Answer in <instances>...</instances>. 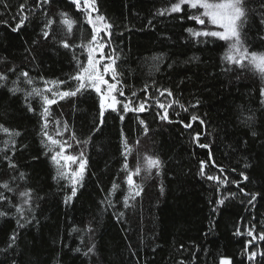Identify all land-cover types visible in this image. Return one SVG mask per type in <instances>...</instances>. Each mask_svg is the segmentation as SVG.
<instances>
[{
	"label": "trees",
	"instance_id": "obj_1",
	"mask_svg": "<svg viewBox=\"0 0 264 264\" xmlns=\"http://www.w3.org/2000/svg\"><path fill=\"white\" fill-rule=\"evenodd\" d=\"M169 0H97L100 12L114 23L112 46L118 50L120 59L117 61L119 71L123 74L128 95L137 91L138 98L144 99L139 90L145 83L155 81L159 86L170 87L181 97V102L188 104L195 99L201 101L197 109L188 112L178 108L170 109L172 120L182 119L189 122L193 111L206 113L207 138L201 137L202 143L212 142L213 158L226 168L242 167L246 152L232 150L236 141L243 137L248 139L247 130L240 119L251 112L256 114L258 131L264 132V108H261L259 90L264 88V72L255 66L245 70L234 68L232 72H224L222 56L227 43L212 40L209 43L185 42V28L200 29L202 26L185 18L181 22L178 15L172 17H156V10L166 7ZM10 10L3 15L12 27L15 23L11 16L23 0H8ZM255 7V4L252 5ZM67 12L68 18L75 21L72 33L64 37L70 43L79 45L87 43L91 36V26L86 22V14L78 11L71 0H53L49 10L50 15ZM188 15L194 10L186 9ZM4 12L0 8V13ZM43 15L31 19L28 26L19 33L12 32L9 27L0 24V72H6L13 65L18 70H29L36 87H43L40 76L48 80L66 79L77 71L72 60V53L58 48L52 40L41 41L39 47L32 45L38 37L39 26ZM152 20L153 27L148 26ZM212 27V26H209ZM54 28L58 36H63L64 26L57 23ZM258 22L248 32L250 51L264 53V41L259 36ZM32 47V60L26 49ZM107 51V50H106ZM161 53L162 60L155 59ZM77 56L86 61V54L79 49ZM200 59L185 64L190 57ZM3 58H6V63ZM173 64L172 68L168 65ZM18 74V73H17ZM9 78L7 88L13 87ZM106 79L110 77L106 76ZM184 81L180 83V81ZM75 87V82H70ZM177 85L179 87L177 88ZM22 89L30 90L32 86L19 82ZM63 88L64 86H60ZM7 88L0 87V123L10 129H18L23 135L17 138V144L26 145V149L17 151L16 160L20 170L28 175V180L18 181V191L32 187L44 197L39 201L35 215L40 221V227H30L22 234L17 250L22 251L19 264H178L182 259L187 264H219L223 258H231V264H247L241 255L245 243L250 239L244 235H234L235 227L244 217L241 231L245 225L253 221L257 231H264V200L258 199L256 207L250 215L240 204L239 199L227 202L216 217L215 228L205 236L210 223V199H215L212 182L197 175L199 161L207 160V150L200 149L191 142L193 129L205 131L198 122L193 129H185L179 123H167L157 118L156 107L143 113L129 112L123 122L117 112L106 111L104 123L99 130V94L89 89L76 97L59 101L52 106V113L61 120H67L76 132V138L87 144L75 145L66 154L76 155L83 151L87 158V169L83 187L79 189L78 197L70 207L61 201L67 181L53 180L57 166L40 144V120L38 114L27 111L23 93L12 96ZM154 93V90H150ZM124 99L123 97H117ZM163 99V98H161ZM37 113L41 101L38 97L31 101ZM179 111V117L175 116ZM138 119L144 120L149 128L145 135L143 126ZM127 138L133 152L128 156L129 167L134 169L137 162L143 166L145 155H158L165 163L160 175L155 169L148 176L142 170L140 176L134 177L142 185L143 191L139 197L130 201L129 208L123 207V198L127 195V185L124 182L125 172L122 171L124 158L121 130ZM50 127V131H51ZM65 139L68 134H65ZM7 137L0 133V147ZM139 140L137 145L135 142ZM264 137L249 142L248 147L253 157L264 159ZM39 157L36 161L33 157ZM75 169L76 164H69ZM207 173L219 174L213 167L206 169ZM253 183L248 190L264 192V164L249 173ZM10 173L4 165H0V181L8 180ZM231 179H238L236 174H230ZM113 182L120 184L114 196L109 197L113 206L102 204ZM165 186V192L160 194L159 186ZM16 187V185H13ZM235 191L234 186H229ZM16 193H6L17 196ZM16 202V201H14ZM124 213L123 220L117 222L116 215ZM89 223L95 228L94 239L98 247V255L91 260L71 249L81 246V235L72 231V227L83 229ZM15 227L14 219L0 218V247H4L7 237ZM85 242L88 237L84 236ZM143 241V242H142ZM264 250V242H257ZM67 247H64V245ZM129 245L135 250L133 256ZM184 248L181 249L180 246ZM155 249V251H153ZM5 257L0 255V264Z\"/></svg>",
	"mask_w": 264,
	"mask_h": 264
},
{
	"label": "snow or ice",
	"instance_id": "obj_2",
	"mask_svg": "<svg viewBox=\"0 0 264 264\" xmlns=\"http://www.w3.org/2000/svg\"><path fill=\"white\" fill-rule=\"evenodd\" d=\"M53 0H23L16 9L14 15L11 16V21L15 23L12 27L9 20L3 19L11 8L8 0H0V8L4 12L0 13V24L9 27L12 32L19 33L25 29L31 19L37 15H43L44 19L39 26L38 37L40 39L33 40L32 45L39 47L41 41L52 40L53 44L58 48H63L72 53V60L77 66V71L69 75L66 79L48 80L43 76L39 79L43 83V87H36L35 81L29 74V70H18L16 65L7 69L6 72H0V87L7 88V83L11 76L16 79L12 80L13 87L7 88V91L16 96L17 93H23L24 104L28 112L38 114L40 120V131L38 135L41 137L40 144L46 150L45 156H50L51 161L56 168V175L53 180L58 183L67 181V188L70 190L63 191L62 203L66 207H70L73 201L78 197V192L83 187V181L87 169V158L83 151L76 155L66 154L73 148V142L79 146L87 144L88 141H81L76 138V132L71 128L67 120H61L55 117L51 111L53 105H57L59 101L68 98L76 97L83 94L89 89L99 94V114L100 120L96 125L98 131L104 123V114L106 111L117 112L120 114V120L123 122L125 114L129 112L143 113L156 107L162 111H157V118L167 123H179L185 129H193V124H198L205 131H195L191 137V142L200 149L207 150L208 159L199 161V170L197 175L212 182L213 191L216 194L215 199L208 201L211 211L209 213L210 223L205 236L212 233L216 224V217L222 209L227 207V202L239 199L240 204L245 211L250 215L256 207L258 199L264 200V192L248 190L249 184L253 183V178L249 174L251 170L264 164V159L253 157L251 150L248 147L250 140H256L264 137V132L258 131L256 123V114L251 112L246 117L240 119V123L244 126L248 133V139L243 137L236 141L235 147L232 150L246 152L248 155L242 159L244 163H238L236 167L226 168L224 165L218 164L213 158L212 142L202 143L201 137L207 138L209 133L206 132V113L198 114L193 111L190 115L189 122L185 123L182 119L172 120L169 116V110L178 108L181 111L188 112L189 109H197L201 101L195 99L188 104L181 102V97L177 95L170 87L159 86L155 81L151 84L145 83L139 91L144 94V99H139L137 91H131L128 95L125 94L123 74L119 71L117 61L120 59L118 50L112 46V38L114 35V23L100 12L97 0H71V3L78 11L86 14V22L91 26V36L87 43L75 45L64 38L72 33L75 21L68 18V13L60 11L57 15H50L49 10ZM255 4V7L252 5ZM186 9L194 10L193 15H188ZM178 15L181 22L186 19L194 21L202 26L200 29L193 27L185 28L187 33L185 42L192 41L194 43H209L212 40L224 41L227 43V48L223 53L222 60L224 61V72H232L234 68L241 70L247 69L249 66H255L264 72V53L250 51L248 32L252 26L258 22L259 29L264 33V0H169L166 7L156 10V17H172ZM59 22L64 26L63 36H58L54 28ZM148 26L153 27L152 20L148 21ZM212 26V27H209ZM261 41H264V34L259 36ZM77 49L81 53L86 54V61H82L76 54ZM107 50V51H106ZM32 47L26 49L29 57L35 60L32 55ZM164 54L161 53L155 59L162 60ZM197 56L190 57L184 61L185 64L193 61H198ZM6 63V58H3ZM169 68L173 64L168 65ZM18 73V74H17ZM110 77V79H106ZM32 86L30 90L22 89L19 82ZM70 82H75V87L71 86ZM184 81H180L183 83ZM60 86H64L61 88ZM179 85H177V88ZM150 90H154L153 94ZM124 99H118L117 97ZM261 108H264V88L259 90ZM38 97L41 101L40 111L37 113L31 101ZM163 98V99H161ZM175 116L179 117L180 112L175 111ZM140 125L143 126L144 134L149 131L147 123L138 119ZM51 127V131H50ZM264 127V126H260ZM0 133H3L7 139L3 140V147H0V165H4L9 173V179L0 181V218L14 219L15 227L7 237V242L4 247H0V255L5 257L3 264H19V257L23 255L22 251H17L20 247L22 234L30 227H40V221L35 215V210L39 207V201L43 200L35 188L26 187L22 191H18V181H27L28 175L20 170V165L16 160V153L19 150L26 149V145L17 144V138L23 133L18 129H10L4 123H0ZM68 138L65 139V134ZM122 147L121 155L124 158V163L121 168L125 172L124 182L127 185V195L123 198V207L129 208L130 201L139 197L143 191L142 185L138 184L134 177L140 176L143 170L146 175L151 176L153 169L156 175H160L164 168V161L158 155H145L143 157V166L137 162L134 169L129 167L128 156L133 152V146L129 145L127 138L124 136L123 129L121 130ZM137 145L139 140L135 142ZM264 147V143H262ZM264 155V154H262ZM38 161L39 157H33ZM69 164L78 165L77 168L71 169ZM213 167L219 174H208L206 169ZM230 174H236L238 179H231ZM16 185V187H13ZM229 186H234L235 191H230ZM120 184L113 182L108 191L107 196L101 201L102 204L107 203L113 206L109 197L114 196ZM17 196L8 195L6 193H16ZM160 194L165 192V186H159ZM16 201V202H14ZM124 213L120 212L116 215L117 222L123 220ZM244 217H240V223L235 227L234 235H246L250 238L245 243L244 250L241 255L245 257L247 264H264V250L259 247L257 242H264V231H257V224L253 221L245 225V232L241 231V224ZM73 232L83 233L81 235V246L71 249L76 253L91 260L98 255V247L94 239L95 228L91 223L83 229L72 227ZM84 236L88 237V242H85ZM143 242V241H142ZM64 247H67L65 244ZM184 248L183 245L180 246ZM129 250L135 256L136 252L129 245ZM155 251V249H153ZM59 264V261H57ZM139 264V262H137ZM178 264H187L186 261L180 260ZM219 264H231V258H221Z\"/></svg>",
	"mask_w": 264,
	"mask_h": 264
}]
</instances>
